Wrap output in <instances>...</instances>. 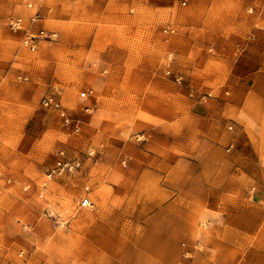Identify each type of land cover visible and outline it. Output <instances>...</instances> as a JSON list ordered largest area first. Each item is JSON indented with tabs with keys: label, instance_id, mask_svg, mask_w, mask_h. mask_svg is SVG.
I'll return each mask as SVG.
<instances>
[{
	"label": "rangeland",
	"instance_id": "obj_1",
	"mask_svg": "<svg viewBox=\"0 0 264 264\" xmlns=\"http://www.w3.org/2000/svg\"><path fill=\"white\" fill-rule=\"evenodd\" d=\"M36 13L31 31L57 37L31 52L8 21ZM253 77L263 91L264 0H0V264H194L204 224L176 244L181 258H158L146 208L203 183L158 179L150 158L201 160L208 138L233 135L224 120ZM50 94L79 134L41 107ZM62 151L81 167L50 178ZM253 246L209 262L264 264Z\"/></svg>",
	"mask_w": 264,
	"mask_h": 264
},
{
	"label": "crops",
	"instance_id": "obj_2",
	"mask_svg": "<svg viewBox=\"0 0 264 264\" xmlns=\"http://www.w3.org/2000/svg\"><path fill=\"white\" fill-rule=\"evenodd\" d=\"M41 29L55 32L44 25ZM256 78H250L253 81L250 90L237 93L240 101H234L231 104L234 108L227 112L224 121L230 123V116H234L233 135L219 140L208 138L206 154L201 160L173 156L170 163L167 158L171 156L162 153L150 158L158 179L179 174L191 180L201 179L203 183L198 193L186 187L181 192L168 190L166 199L162 193V198L158 197L147 210H141V217L146 211L156 212L157 241L162 243V249L156 252L158 258H181L182 251L176 244L192 241L189 231L202 228L203 224L204 229L199 232L202 239L196 242L198 245L208 242L210 246L206 251L193 252L194 264L206 260L212 264L209 260L213 257L226 260L242 251L241 244L249 243L254 245L253 256L264 258V90H258ZM219 120L223 122L222 118ZM230 144L234 149L227 154L224 148Z\"/></svg>",
	"mask_w": 264,
	"mask_h": 264
},
{
	"label": "built area",
	"instance_id": "obj_3",
	"mask_svg": "<svg viewBox=\"0 0 264 264\" xmlns=\"http://www.w3.org/2000/svg\"><path fill=\"white\" fill-rule=\"evenodd\" d=\"M29 7L31 8L32 5L30 4ZM40 16L36 13L30 20V23L27 27H25V22L20 17H12L8 21V25L13 32H21L26 31V35L23 40V44L28 47L31 52H35L38 47V43L40 41H52L56 39L57 35L55 33H49L45 30H39L37 33H33L31 27L34 26L36 23L39 22ZM106 73V71H105ZM180 81V79H178ZM93 94L92 90H85L80 94L81 101L85 104L90 100ZM41 107L52 113L59 114L62 118L63 126L68 130H72L75 134H79L81 132L80 125L75 122L67 113L66 108L64 107L61 98L58 97L56 94H50L43 98L41 102ZM86 112H91V107L89 105L85 106ZM81 167V162L78 160H71L66 157L65 152H60V159L52 171L50 178L53 175H61L65 172H73L78 170ZM82 207H90L91 202L89 199H84L82 201Z\"/></svg>",
	"mask_w": 264,
	"mask_h": 264
}]
</instances>
